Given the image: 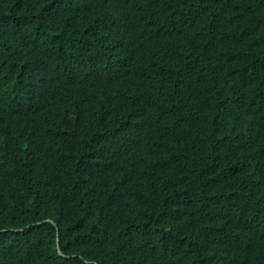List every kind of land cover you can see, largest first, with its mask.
<instances>
[{
	"label": "trees",
	"instance_id": "obj_1",
	"mask_svg": "<svg viewBox=\"0 0 264 264\" xmlns=\"http://www.w3.org/2000/svg\"><path fill=\"white\" fill-rule=\"evenodd\" d=\"M0 264H264V0H0Z\"/></svg>",
	"mask_w": 264,
	"mask_h": 264
}]
</instances>
